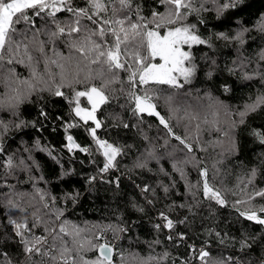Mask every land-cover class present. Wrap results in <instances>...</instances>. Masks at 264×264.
<instances>
[{"label":"trees","instance_id":"1","mask_svg":"<svg viewBox=\"0 0 264 264\" xmlns=\"http://www.w3.org/2000/svg\"><path fill=\"white\" fill-rule=\"evenodd\" d=\"M51 1L1 37L0 264H175L190 243L215 264H264V224L240 214L264 218V0ZM184 27L193 78L152 80L166 62L150 32ZM71 136L103 146L71 150ZM105 147L118 169L102 175Z\"/></svg>","mask_w":264,"mask_h":264},{"label":"rangeland","instance_id":"2","mask_svg":"<svg viewBox=\"0 0 264 264\" xmlns=\"http://www.w3.org/2000/svg\"><path fill=\"white\" fill-rule=\"evenodd\" d=\"M44 0H9L4 3L1 13H0V44L2 42V36L6 29V21L9 16H12L24 4H35ZM68 3V2H67ZM15 6V9H8L11 6ZM53 11H57L61 8L60 0H52L50 4L45 3L44 7H48ZM177 32L180 33V36H177ZM155 39V40H153ZM199 38L194 36L192 29L189 27H184L183 29H170L165 35H161L153 30L150 32V41L152 46L155 49L156 53L160 54L162 61H165L164 67L159 68V73L154 76L152 72L150 73L152 80H169L172 79L176 82L189 81L194 76V59L192 54V46L198 42ZM114 59L118 62L117 55H113ZM90 102L93 108H96L102 102V95L99 91L94 90L91 92ZM138 108L140 111L147 110L150 107V104L145 100H139L137 102ZM84 114L85 119L88 117H94L93 110H87ZM93 135V134H92ZM95 142L89 146V151H92L93 147H98L101 149L103 146V140L101 138H95ZM73 258V257H72ZM61 264H68L61 261Z\"/></svg>","mask_w":264,"mask_h":264},{"label":"bare ground","instance_id":"3","mask_svg":"<svg viewBox=\"0 0 264 264\" xmlns=\"http://www.w3.org/2000/svg\"><path fill=\"white\" fill-rule=\"evenodd\" d=\"M94 90H91V92ZM91 94V93H90ZM74 123H70L68 124V127H72L74 126ZM71 139H73L75 141L76 147L75 145L70 144ZM95 142V139L92 138V143ZM68 145L69 148L71 150H84V152L89 153V146L91 145H87L86 147H83L80 143H78V141L75 139L74 136H71L68 138ZM106 148H110V147H105L104 150ZM107 162L104 163L101 167H100V173L103 175L105 173H108L110 171L113 170H117L118 168L114 165V163L112 164V160L108 159L107 156L105 155ZM120 173V172H118ZM118 177H115V181L117 182ZM157 219H160L161 226H163L166 231L168 233L171 232V228H172V223L168 218L163 217V215L159 214L157 216ZM256 221V220H253ZM100 240H101V245H108L112 248V262L114 260V257H116L117 254L116 253V241L111 237L110 233H101L100 234ZM45 239L42 241H39L36 246H38L41 243H44ZM115 243V245H110L109 243ZM100 245V246H101ZM99 246V247H100ZM99 253V252H98ZM100 255V254H99ZM103 258V257H102ZM211 258V249H210V244L206 243V244H195V243H190L189 244V253L188 255L181 257L180 259H178V261L175 263L177 264L179 262V264H215L213 262H211L210 260ZM61 261L64 263H68V264H75L74 263V259L72 257H68V256H62L60 257ZM104 259V258H103ZM237 261L238 264H244L242 260H240L239 258L235 259Z\"/></svg>","mask_w":264,"mask_h":264},{"label":"water","instance_id":"4","mask_svg":"<svg viewBox=\"0 0 264 264\" xmlns=\"http://www.w3.org/2000/svg\"><path fill=\"white\" fill-rule=\"evenodd\" d=\"M61 2V7H65V0H60ZM160 121H163L162 118H160ZM164 125H167L168 123L167 122H163ZM70 144L72 145H75L76 147V144H75V141L73 139H71L70 141ZM105 152V155L107 156L108 159L110 160H114L115 159V151L112 149V148H106L104 150ZM240 214L247 218V219H251V220H260L263 224H264V218H262L258 213L256 212H240ZM98 252L100 254L101 257H103L107 262H111L113 257H112V248L108 245H101L99 248H98Z\"/></svg>","mask_w":264,"mask_h":264},{"label":"built area","instance_id":"5","mask_svg":"<svg viewBox=\"0 0 264 264\" xmlns=\"http://www.w3.org/2000/svg\"><path fill=\"white\" fill-rule=\"evenodd\" d=\"M9 6H11V8H8V9H15V6H12V5H9ZM110 245L112 244V245H115V243H109ZM177 264H179V262L177 263Z\"/></svg>","mask_w":264,"mask_h":264}]
</instances>
